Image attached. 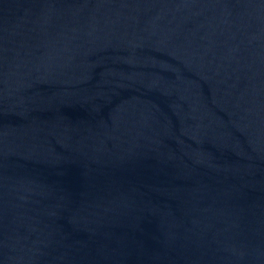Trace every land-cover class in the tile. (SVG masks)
I'll return each instance as SVG.
<instances>
[{
  "label": "water",
  "instance_id": "obj_1",
  "mask_svg": "<svg viewBox=\"0 0 264 264\" xmlns=\"http://www.w3.org/2000/svg\"><path fill=\"white\" fill-rule=\"evenodd\" d=\"M0 264H264V0H0Z\"/></svg>",
  "mask_w": 264,
  "mask_h": 264
}]
</instances>
